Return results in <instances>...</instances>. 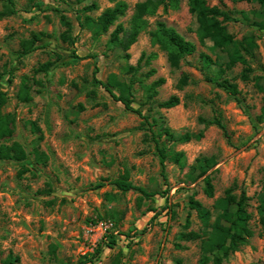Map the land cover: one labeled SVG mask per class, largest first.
I'll list each match as a JSON object with an SVG mask.
<instances>
[{"label":"rangeland","instance_id":"rangeland-1","mask_svg":"<svg viewBox=\"0 0 264 264\" xmlns=\"http://www.w3.org/2000/svg\"><path fill=\"white\" fill-rule=\"evenodd\" d=\"M33 1L14 0L15 13H0V91L6 96L3 111L14 117L5 142L19 141L27 152L22 160L0 159V264H197L200 238L179 237L183 230L205 227L190 207L189 196L209 208L212 221L215 200L228 186L238 197L241 189L249 196L246 207L254 232L223 264L264 263V226L257 209L264 192V5L206 0L235 16L224 21L234 37L254 36L246 79L244 63L228 64V50L199 36L197 17L187 0H180L178 8L160 5L148 19V29L164 20L195 43L194 52L185 55L179 67L169 63L167 51L152 43L145 31L126 49L109 43L117 22L129 27L138 0H126V12L96 36L80 26L76 11L95 1L96 7L86 13L96 16L113 4L109 0H37L43 3L40 8ZM5 2L0 0V10ZM33 32L43 35L29 49ZM144 51L157 54L149 61L143 58L133 76L131 105L138 112L94 79L128 82L127 65H135ZM202 53L212 58L211 73L220 66L222 75L237 83L241 101L206 78ZM185 74L187 82L180 85ZM160 76L164 81L148 98L144 84ZM25 86L28 98L20 96ZM113 91L119 93L117 86ZM173 93L177 105L158 104ZM218 112L228 136L217 125L199 120ZM163 125L176 135L200 129L203 135L182 142L162 134L156 141L152 129ZM156 142L183 151L184 167L168 157L164 176ZM36 152L46 157L44 161L37 160ZM200 155L214 157L216 164L192 180L190 165ZM121 174L156 192L147 197L135 188H118L111 181ZM206 174L213 196L204 190ZM167 188L169 205L162 192ZM186 218L190 223L185 228ZM110 237L115 242L107 245ZM98 243L100 253L80 263ZM10 252L19 255L18 262L7 261Z\"/></svg>","mask_w":264,"mask_h":264},{"label":"trees","instance_id":"trees-1","mask_svg":"<svg viewBox=\"0 0 264 264\" xmlns=\"http://www.w3.org/2000/svg\"><path fill=\"white\" fill-rule=\"evenodd\" d=\"M3 4V10H0L1 15L13 14L17 11L15 7L14 0H5ZM113 4L111 6H106L101 13L94 16L89 13H86V10H91L96 7V2L92 1L90 3L84 4L78 11H76L77 20L79 21L80 26L86 27L90 30L92 35L96 36L102 32L108 31L111 26H113L116 19L119 15H122L126 12L129 7V3L126 0H109ZM248 1H257L261 5H264V0H248ZM180 0H138L133 4V11L131 13V19L129 27H126L121 22H117L109 34V43L114 46H121L123 49L128 48V46L136 40V37L140 31H145L150 37L152 43H157L161 49L167 51V59L172 66L179 67L182 60H184L185 55L194 52L195 43L180 34L177 29L167 24L164 20H156L155 25L148 29L149 27V15L155 13L157 8L162 5L164 9L167 7L178 8ZM189 11L196 15L198 22V33L201 38L209 37L212 40L214 47L223 48L229 51L228 64H233L237 61L244 63L245 66L242 71L243 78H248L247 71L250 70L248 65L249 60L248 56L253 55V49L256 45L255 38L252 34L243 35L240 38L234 37V35L227 29L224 21L229 19H234L235 16L232 15L229 9L221 8L220 6L209 5L206 0H187ZM33 5L40 8L42 6L41 1L34 0ZM28 10V9H26ZM66 22H68L66 20ZM43 35L42 32L36 33L33 32L32 38L27 40L29 43V49L32 48L30 45L34 40H38L40 36ZM130 54L126 52L125 57ZM144 51L137 59V63L128 64L127 70L131 72V77L128 82L115 81L114 84L111 82L102 81L100 79H94L96 82L102 83L106 87V90L112 95L113 98H116L124 104L126 108L136 110L140 112L139 109L133 108L131 105L132 101V89H133V76L137 74L139 69L140 62L143 58H146V61L156 55L155 51L146 55ZM202 66L208 68V71L205 72V76L208 80L215 83L217 86H222L227 90V93L232 96L237 101H241L238 96L240 91L237 83L230 80L229 78L222 75V68L219 66V69L215 73H211L209 67L212 62V58L208 53H202L201 55ZM152 69L150 70V72ZM187 74L183 75L180 78V85L187 82ZM164 81V77L160 76L150 82V84H144L146 87L147 97H151L157 93L158 85ZM114 86H117L119 93L113 91ZM27 86L21 89L20 96L22 98H28ZM6 101L5 92L0 91V159H16L22 160L26 158V150L24 146L16 140H13L9 143H6L5 140L9 138L13 131V121L14 117L9 112L3 111V106ZM179 102L176 94H170L167 98L160 100L159 105L170 107L177 105ZM153 120H156L153 117ZM200 121H203L206 126L208 125H217L221 128L226 136H228L227 124L223 121L220 112L217 113L213 118L211 117H199ZM153 137L158 141V137L162 134L167 135L170 139L175 141L185 142L193 137L200 138L203 135V129H200L196 132L194 131H185L182 134L176 135L167 125L160 126L156 131L152 129ZM156 150L160 156V162L162 165V172L164 173L165 160L168 157H171L176 164L180 167H184L186 156L183 151H175V149L170 148L165 145L164 142H156ZM34 156L37 157V160H43L46 158L42 153H34ZM216 164V159L207 155H200L196 158V161L190 165L189 176L192 180L196 179L200 174H203L207 171L209 167H212ZM194 170L196 173L194 174ZM204 181V190L209 196L214 195L213 185L211 183L210 174H206L203 177ZM112 184L116 185L122 190H127L130 188L138 189L144 194V196L150 197L156 191H148L146 188L135 184L133 181L127 178V174H121L116 176L112 181ZM264 191V190H263ZM165 193L166 203L169 205V191L162 190ZM190 195L188 202L191 208H194L197 212V215L201 219L204 229L198 231L195 229L183 230L179 232V237L181 239H196L200 238L201 240V249L202 252L198 258L197 264H207L213 262V264H223V259L228 256V254L240 247L241 244H246L248 238L253 235L254 230L249 226V219L251 214L247 211V200L249 196L246 194L244 189H241L240 196L238 197L236 193L232 191V186L225 188V194L220 196L215 200L214 208L217 210L215 218L210 221L211 212L208 207H206L200 200ZM152 208V207H151ZM259 212V217L262 225L264 226V192L261 197H259V202L257 205ZM170 212L175 214L174 209L170 208ZM190 223L189 218H186L184 227H188ZM261 235L264 237V231L261 232ZM115 239L110 237L109 240L105 243L113 244ZM179 246V244H177ZM102 250V243H98L94 248V251L91 255H85L84 259L82 258L79 262H84L91 260L93 256H96ZM7 261L18 262L19 255L13 254L10 252L7 256ZM249 264H264L259 261L251 262Z\"/></svg>","mask_w":264,"mask_h":264},{"label":"water","instance_id":"water-1","mask_svg":"<svg viewBox=\"0 0 264 264\" xmlns=\"http://www.w3.org/2000/svg\"><path fill=\"white\" fill-rule=\"evenodd\" d=\"M262 133L264 134V127L262 128Z\"/></svg>","mask_w":264,"mask_h":264}]
</instances>
